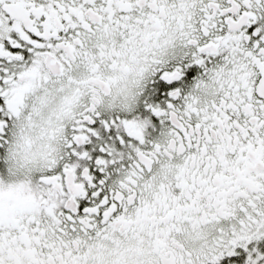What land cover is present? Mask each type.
Segmentation results:
<instances>
[{
    "label": "snow or ice",
    "instance_id": "obj_1",
    "mask_svg": "<svg viewBox=\"0 0 264 264\" xmlns=\"http://www.w3.org/2000/svg\"><path fill=\"white\" fill-rule=\"evenodd\" d=\"M0 264H264V0H0Z\"/></svg>",
    "mask_w": 264,
    "mask_h": 264
}]
</instances>
